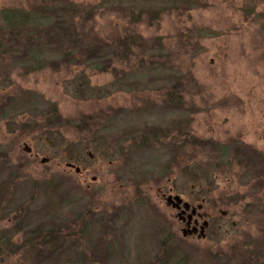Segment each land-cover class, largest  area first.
Wrapping results in <instances>:
<instances>
[{
	"label": "rangeland",
	"instance_id": "374dc122",
	"mask_svg": "<svg viewBox=\"0 0 264 264\" xmlns=\"http://www.w3.org/2000/svg\"><path fill=\"white\" fill-rule=\"evenodd\" d=\"M0 200V264H264V0H0Z\"/></svg>",
	"mask_w": 264,
	"mask_h": 264
},
{
	"label": "flooded vegetation",
	"instance_id": "af4514ba",
	"mask_svg": "<svg viewBox=\"0 0 264 264\" xmlns=\"http://www.w3.org/2000/svg\"><path fill=\"white\" fill-rule=\"evenodd\" d=\"M25 150L27 152H31V148L28 147V146H26V149ZM66 165L70 169H74L76 173H81L82 172L81 167L80 166H77L73 162H67ZM77 167L79 168V171L76 170ZM93 179H95V177H93ZM160 191H161V189H160ZM175 195H176V193L173 194L172 193V189L169 190V193L168 194L162 192V196L165 198V201H167V199L170 198V201L173 202ZM178 195H180V194H178ZM181 198H182V202L179 203L180 205L178 207H173L172 202L170 203V205H168V204L167 205L168 206H171L174 209H176L177 210V214H180L181 215V217L183 218V220L182 219H180V220L184 224V227L183 228H186V229H194V228H196L197 231L196 232H193V234H196L198 236V234L200 233V230H201V227H202L204 221L207 220V219H205V217H207V215L202 212V209L204 207V201L201 202V203H198V204H202V208H198L197 207L198 204L197 205H192L189 201L184 200L183 196H181ZM186 202H188L190 204V208L189 209H186L185 206H184V203H186ZM193 206H196V212H194V213H192V207ZM189 214L191 215V217H189ZM16 215L17 214H15L14 217ZM206 228H205V231H206Z\"/></svg>",
	"mask_w": 264,
	"mask_h": 264
},
{
	"label": "water",
	"instance_id": "95a60500",
	"mask_svg": "<svg viewBox=\"0 0 264 264\" xmlns=\"http://www.w3.org/2000/svg\"><path fill=\"white\" fill-rule=\"evenodd\" d=\"M45 161H46V159H43V162H45ZM76 170L79 171V168L77 167ZM171 202L172 201H170V198H168L167 201H166V203L168 205H170ZM180 202H182V198H181L180 195L176 194L174 196V200L172 202L173 207H178L180 205L179 204ZM184 206H185L186 209H189L190 208V204L188 202L184 203ZM197 207L198 208H202V204H198ZM194 212H196V206H193L192 207V213H194ZM225 212L226 211H223L222 213H225ZM177 216H178L179 219H182L183 220V218L181 217L180 214H178ZM189 217H191L190 214H189ZM207 226H208V221L206 220V221H204V223H203V225L201 227V230H200V233L198 234V237H204L205 236V228ZM196 231H197L196 228H194V229H186V228H183L182 229V234H183V236H187V235L193 234V232H196Z\"/></svg>",
	"mask_w": 264,
	"mask_h": 264
},
{
	"label": "trees",
	"instance_id": "16d2710c",
	"mask_svg": "<svg viewBox=\"0 0 264 264\" xmlns=\"http://www.w3.org/2000/svg\"><path fill=\"white\" fill-rule=\"evenodd\" d=\"M189 1H190V0H189ZM188 4H190V2H188ZM141 14H142V11L138 12V14H135L134 12H130V13H129V17H130V20H131L130 22H131V23H134V22L137 23ZM154 14H155V13L153 12L152 15H154ZM27 16H29V14H27ZM39 27H40V26H39ZM39 27H37L36 29L38 30ZM24 31H27V28L24 27V26L20 27V33H25ZM30 44H31V43H30ZM41 46L43 47L44 44L42 43ZM31 47H32V49H33V46H32V45H31ZM122 51H123L124 56H127V52H126L124 49H123ZM106 60H107V59H106ZM50 236H51V234H50ZM46 237H49V233L46 234ZM36 239H37V237L33 238V240H34L33 244L35 243ZM51 242H52L53 244H55V242H56V236L53 237V239H52Z\"/></svg>",
	"mask_w": 264,
	"mask_h": 264
},
{
	"label": "bare ground",
	"instance_id": "6f19581e",
	"mask_svg": "<svg viewBox=\"0 0 264 264\" xmlns=\"http://www.w3.org/2000/svg\"><path fill=\"white\" fill-rule=\"evenodd\" d=\"M32 150V149H31ZM67 166V165H66Z\"/></svg>",
	"mask_w": 264,
	"mask_h": 264
}]
</instances>
